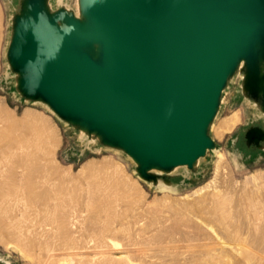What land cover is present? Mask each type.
<instances>
[{"label":"water","instance_id":"obj_1","mask_svg":"<svg viewBox=\"0 0 264 264\" xmlns=\"http://www.w3.org/2000/svg\"><path fill=\"white\" fill-rule=\"evenodd\" d=\"M4 56L20 98L162 190L217 151L210 131L236 75L264 116V0H19Z\"/></svg>","mask_w":264,"mask_h":264},{"label":"rangeland","instance_id":"obj_2","mask_svg":"<svg viewBox=\"0 0 264 264\" xmlns=\"http://www.w3.org/2000/svg\"><path fill=\"white\" fill-rule=\"evenodd\" d=\"M69 2L74 5L75 0H69ZM18 4L19 0L15 6L9 0H0V107L18 120H23L26 112H33L37 124L58 137L59 145L55 148L50 147V150L42 154L41 158L43 162L45 161V165L59 168L61 174L77 177L78 180L75 182L82 185L83 192H85L89 180L85 179L86 176L79 175L82 165L89 163L90 166L108 167V170L113 173L118 171L115 174H118L117 177L122 181L123 191L128 190L126 186L130 188L127 191L128 198L122 197L119 200L121 202L120 212L123 213L119 220H129V222L143 220L144 223L142 221L140 224H132L133 227L130 226L131 228L128 230L130 233L127 232V235L134 236L131 239L136 241L141 240L144 236L146 240L149 239V253L135 252L130 255L131 258L136 260L137 264H264V116L255 104L246 99L242 93V76L238 74L230 81L223 94L220 112L210 131L217 151L210 150L194 172L187 168L173 171L171 176L179 177L172 179L176 184L175 191L162 190L161 187L157 188L142 181L136 174L135 162L124 152L108 149L90 141L73 126L63 122L45 105L26 103L24 98L18 96L14 80L8 75L4 56L10 32V18ZM237 111L241 114L239 124L232 132L226 133L223 138L216 136L215 130ZM37 118L40 121H37ZM41 121L43 124L46 122L45 125ZM241 133H244L245 146L258 150L253 153V156L236 148V137ZM220 153L224 154L225 160L220 158ZM58 179L59 176L52 175L53 183L63 182ZM202 187L206 188L199 191ZM129 191L135 193L133 198L129 195ZM219 195L228 199V213L224 219L220 212L215 211ZM69 197L72 200L75 198L74 195ZM23 210V205L10 214H4L0 209V217L2 216L0 218V233L4 234L3 241H0V258L15 264H35L41 260V257L45 261L47 256L45 249L40 251L37 245L33 248L30 247L32 248L30 253L37 259L31 256L33 262L24 255L25 253L30 254V248H27L28 251L24 250L23 253L22 247L25 244L20 243L21 246L18 247L13 243L15 238L11 235L20 225L25 234L26 230L31 229L32 235L26 234V244L31 240L39 241L46 238L43 236V232L40 231L37 234L35 233L37 229L31 227V223L36 217L35 211L30 210L26 213L24 221L23 218H20V213ZM259 215L261 216L258 218ZM18 218L20 219L18 220ZM134 229L140 235L133 232ZM111 236L115 240L113 239L114 242L108 244L107 248L110 247L109 249L114 248L115 243L124 246L128 240L126 238H129L122 233ZM0 237L2 236L0 235ZM50 237L47 235V239H43V243L47 242ZM111 244L113 245L111 246ZM16 246L17 248L21 247V251ZM122 246L119 245V247ZM24 248L26 249V247ZM116 255H120V253ZM37 256H41L40 260ZM75 256L73 254L70 257L74 258ZM79 258L76 256L73 264H83Z\"/></svg>","mask_w":264,"mask_h":264},{"label":"bare ground","instance_id":"obj_3","mask_svg":"<svg viewBox=\"0 0 264 264\" xmlns=\"http://www.w3.org/2000/svg\"><path fill=\"white\" fill-rule=\"evenodd\" d=\"M38 120L39 118H37V121ZM240 120L241 114L237 111L228 117L221 127L215 130L216 136L223 138L226 133L233 131ZM45 123L43 124L42 122L43 125H45ZM58 145V137H55V135L46 131V129L44 130L43 126H39L34 119L33 112H26L24 114V119L18 120L0 107V209L2 213L10 214L23 205L24 210L20 213V218H23V220L26 213L30 210L35 211L36 217L34 216L35 218L31 223L32 229L36 228L37 232L35 231V233L37 234L38 232L40 233V231L43 232V236L46 237L43 239H47V235L51 236V240L48 238L49 240H47V242L45 241L46 243H43V239H40L42 242L38 239L39 241L31 240L26 244V234L30 233L31 229L29 228L28 231L26 230L25 234L23 228L19 224L20 227L16 228L11 235L15 238V240L11 238L15 242L11 241L17 244L18 247L21 246L19 245L20 243H24L26 249L30 247L33 248L36 245L40 248V251L45 249L44 251L47 254V256L45 255L46 257L44 256L46 258L45 261L42 260L41 256V260L40 257L37 256L40 260L37 261V263L40 262L39 264H73L76 256H78V258L80 257L79 260L83 264H137L135 262L136 260L134 261L130 255L140 251H142L143 254L144 252L145 254L149 253V239L146 240L144 236V239L142 238L136 241L131 239L134 236L129 237L130 235H127L130 233L128 230L131 228L130 226H132V224H140L143 220H135L134 222L119 220L121 214H123L120 212L121 202L119 200L122 197L128 198L127 191L130 188H128L125 183L128 190H124V193L122 181L117 177L118 174H115L118 172L117 170L113 173L108 170V167H96V165H94V167L87 163L85 164L86 166L82 165L79 170V175H81V177L86 176L85 179L89 180H86L88 181V185L86 186L85 192H83V188H81L82 185H80L79 182H75V180H78L77 177L65 176V173H63L64 175L61 174L59 168L44 164L45 161L43 162L41 155L49 151L50 147L55 148ZM219 156L222 160H225L224 154L220 153ZM118 167L121 166L118 165ZM52 175L59 176V179L63 182L53 183L51 180ZM59 179L58 181H60ZM125 186L124 189H126ZM205 188L206 187H202L199 191H203ZM133 189L135 190L134 187ZM133 194L135 193H129L132 198ZM73 195L75 198L72 200L69 196ZM227 200V198L221 195H219L216 200L217 210L215 209V211L220 212L223 219L228 213ZM125 214L127 213L125 212ZM143 214L145 215V213ZM260 216L261 215H259L258 218ZM0 218H2V216ZM20 218H18V220ZM133 232L137 231L135 230ZM117 233H122L129 237L126 238V236H124L128 239L127 243L124 246L119 244L122 247H119V245L115 243L114 248H107L108 244L115 240L111 235ZM0 235L2 236L0 237V241H3L4 234L2 235L1 232ZM9 243L12 244L11 242ZM112 245L113 244H111V246ZM24 247H22L23 253L24 250L28 251V249L26 250ZM32 248H30L29 253ZM17 249L20 250L21 247ZM117 253H120V255H116ZM30 254L27 255L25 253L24 255L29 259L32 256V254ZM63 254L67 256H63ZM73 254L76 256L74 258L70 257ZM33 257L36 259L35 256H32V258ZM32 261L34 262V260ZM37 263L35 262V264Z\"/></svg>","mask_w":264,"mask_h":264},{"label":"flooded vegetation","instance_id":"obj_4","mask_svg":"<svg viewBox=\"0 0 264 264\" xmlns=\"http://www.w3.org/2000/svg\"><path fill=\"white\" fill-rule=\"evenodd\" d=\"M9 1L11 2V4H12L13 6H15V5L18 3V0H9ZM243 136H244V133H243V134L241 133V135H239V136L236 137V143H235V146H236V148H238L239 150L244 151V153H247V154H250L251 156H253V155H254L253 153L257 152L258 150H257L256 148H253V147H251V148H247V147L245 146ZM0 264H15V263H13V262H8V261L2 260V259L0 258Z\"/></svg>","mask_w":264,"mask_h":264}]
</instances>
